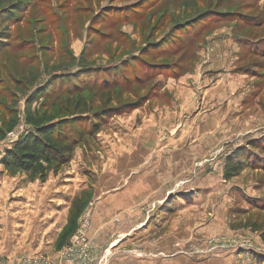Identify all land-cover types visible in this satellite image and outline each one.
Wrapping results in <instances>:
<instances>
[{
	"label": "rangeland",
	"instance_id": "rangeland-1",
	"mask_svg": "<svg viewBox=\"0 0 264 264\" xmlns=\"http://www.w3.org/2000/svg\"><path fill=\"white\" fill-rule=\"evenodd\" d=\"M72 119L45 183L0 164L4 264L85 211L98 264H264V0H0V161Z\"/></svg>",
	"mask_w": 264,
	"mask_h": 264
},
{
	"label": "trees",
	"instance_id": "trees-1",
	"mask_svg": "<svg viewBox=\"0 0 264 264\" xmlns=\"http://www.w3.org/2000/svg\"><path fill=\"white\" fill-rule=\"evenodd\" d=\"M83 107L78 109L76 107V112L80 115L87 113L85 105ZM74 121V119L71 122L59 121L36 127L33 133H29L15 142L4 153L0 164L5 168H14L24 173H35L39 176L40 181L45 183L47 167L59 169L66 165L70 161L75 146L80 143V139L85 135L82 133L86 130L75 134L71 132L72 127L79 125L78 122L76 125ZM98 126L99 123H94L95 129L89 126L91 128L89 129L90 133L98 129ZM242 157L243 154L240 150L232 158L226 160L224 180L231 179L246 167L241 160ZM69 224L68 230L61 236V240L64 241L63 245L67 244L76 230V218L73 217ZM260 238L264 241V232L261 233Z\"/></svg>",
	"mask_w": 264,
	"mask_h": 264
},
{
	"label": "built area",
	"instance_id": "built-area-1",
	"mask_svg": "<svg viewBox=\"0 0 264 264\" xmlns=\"http://www.w3.org/2000/svg\"><path fill=\"white\" fill-rule=\"evenodd\" d=\"M90 212L85 211L79 219L74 234L62 248L60 253V264H98L99 249L89 236ZM0 256V264H4ZM22 264H54L41 257L22 260Z\"/></svg>",
	"mask_w": 264,
	"mask_h": 264
},
{
	"label": "crops",
	"instance_id": "crops-1",
	"mask_svg": "<svg viewBox=\"0 0 264 264\" xmlns=\"http://www.w3.org/2000/svg\"><path fill=\"white\" fill-rule=\"evenodd\" d=\"M93 226H94V223H93ZM93 229L95 230L96 227H93ZM93 229H92V230H93ZM149 229H150V228H143V227H142V224H141L140 226H138V230H141V231H139L138 235H139L140 237H141V236H144V235L147 233V231H149ZM127 235L130 236L129 233H128ZM127 235H126V236H127Z\"/></svg>",
	"mask_w": 264,
	"mask_h": 264
}]
</instances>
